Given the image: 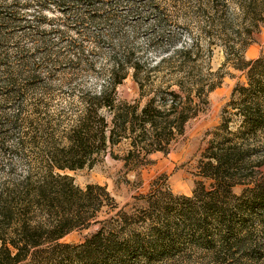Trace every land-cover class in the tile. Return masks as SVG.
Here are the masks:
<instances>
[{
  "label": "trees",
  "instance_id": "trees-1",
  "mask_svg": "<svg viewBox=\"0 0 264 264\" xmlns=\"http://www.w3.org/2000/svg\"><path fill=\"white\" fill-rule=\"evenodd\" d=\"M213 1L196 0L199 17L185 36L156 17L159 29L151 30L147 49H138L129 39L141 25L132 36L122 27L133 15L142 22L150 10L145 0H0V264H264V158L251 161L262 149L255 139L264 130V54L244 57L264 25V0H248L263 7L249 13L244 4L251 19L237 25L235 16L219 15L228 3L221 0L219 12ZM219 45L224 64L244 72L246 85L234 89L229 104L240 126L231 132L225 120L201 155L208 187L198 182L190 197L175 196L157 180L135 198L144 206L129 207L105 186L74 183L67 171L92 169L107 154L127 166L168 153L221 84L223 67L210 66ZM96 49L107 50L98 90L61 104L46 93L21 99L37 81L44 84L39 70L94 68L88 56ZM130 73L142 93L151 90L142 107L115 97ZM124 142L128 150L119 158L113 148ZM237 186L244 187L239 195ZM92 227L78 245L62 241Z\"/></svg>",
  "mask_w": 264,
  "mask_h": 264
},
{
  "label": "rangeland",
  "instance_id": "rangeland-1",
  "mask_svg": "<svg viewBox=\"0 0 264 264\" xmlns=\"http://www.w3.org/2000/svg\"><path fill=\"white\" fill-rule=\"evenodd\" d=\"M145 1H147L146 4L150 7V10L140 14L141 19H143L141 20L142 22L138 24V22L135 23L134 21L139 15H133V17L128 16L132 17V20L129 23H124V27H122L128 36H132L133 26L141 25L140 33L135 37L134 41L129 39L138 49L139 47L147 49V37L150 35L151 30L153 32L159 29L158 26H155L154 19L156 17H160L167 23L176 24L180 36H185L189 22L191 23L199 17L195 13L196 7H193L196 0H182L181 2L177 0ZM223 1L229 5L226 15L220 12L225 10L222 7L223 2L221 0L213 1L214 7L216 5L217 10L220 12L219 15L226 17L235 16V25L241 21L251 19L249 14L242 13L241 10L244 4L246 6L249 5L248 0ZM254 1L258 4L257 0ZM144 3L141 2V6ZM256 3L253 2L247 7L249 13L252 11H256L257 13L261 10L263 6H256ZM118 13L121 15L124 14L123 10L119 8ZM44 14L50 18L58 16V13L51 11H46ZM262 16L264 18V12ZM90 26L92 28H98L101 25L91 24ZM75 32L71 31V34ZM89 49L91 51L92 46ZM102 50L99 51V49H96L94 54L88 56V60L95 62L94 68H84L81 66L77 69H72L61 66L60 68H56L51 74L44 71L45 69L39 70L40 75L45 77L43 80L44 84L41 81H37L35 90L31 92V95L28 98L21 99L32 101L40 98L43 93H46L43 98L51 99L55 103L59 102L61 104L62 102L68 103V101L82 98L86 91L98 90L102 84V75H99L98 72L105 63L104 56L106 55V49ZM150 52L151 55H148L150 60H157V52ZM144 53V51L141 52L142 55ZM263 54L264 25H261L252 34L251 42L245 50L244 57L246 60L254 61ZM69 56L70 59L73 58L72 54L66 55V57ZM210 66L213 72L223 67L222 73L224 76L221 84L207 95V103L203 112L197 118L186 124L184 135L177 140L168 153L156 152L150 154L140 165L129 164L127 166L122 160H115L107 154L105 157H101L92 169L84 168L76 171H67L66 174L72 177L74 183L81 188H84L88 184L105 186L116 203L120 206L129 205V207L144 206L143 203L136 201L135 198L148 194L152 183L157 180L164 184L175 196L190 197L198 182H203L208 187L209 183L202 178L198 170L201 155L207 147L208 141L216 132V128L220 127L225 120H227L228 130L231 132H236V129L240 126L241 119L235 115L236 109L230 108L229 104L233 98L232 93L234 89L240 85H246L244 72H240L224 64L222 46L219 45L213 48ZM158 85L159 81H156L153 88H157ZM40 87L44 90H40ZM172 89L175 90L176 88L172 87ZM150 92L151 90L148 89V92L142 93L138 83L132 80L130 73L116 88L115 97L119 102H137L142 107L151 97ZM255 141L257 144H261L262 149H257L259 151L252 157L251 161L253 165L258 160L264 158V130L257 133ZM127 150L128 145L125 142L113 148L114 154L119 156V158H122ZM258 170L259 176L264 178V166ZM243 188L242 186L235 187L233 189L234 194L239 195ZM96 228L92 227L84 232H73L67 235L62 241L67 244L78 245L84 241L87 234L95 231ZM158 264H165V262Z\"/></svg>",
  "mask_w": 264,
  "mask_h": 264
}]
</instances>
